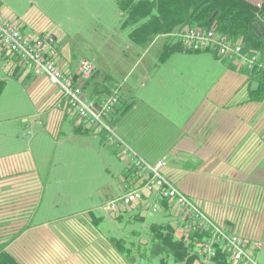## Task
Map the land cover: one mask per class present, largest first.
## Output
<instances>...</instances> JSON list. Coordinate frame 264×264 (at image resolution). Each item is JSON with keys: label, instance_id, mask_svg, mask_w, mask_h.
Instances as JSON below:
<instances>
[{"label": "crops", "instance_id": "1", "mask_svg": "<svg viewBox=\"0 0 264 264\" xmlns=\"http://www.w3.org/2000/svg\"><path fill=\"white\" fill-rule=\"evenodd\" d=\"M251 1L257 5L262 2ZM0 11L28 37L55 35L57 64L65 71L81 58L107 62L109 56L103 57L98 49L90 57L91 49L74 50L71 40L79 33L70 34L43 12L20 16L2 0ZM118 29L125 31L129 40L124 59L132 60L130 69L121 82L108 86L107 76L97 77V67L87 91L99 102L109 90L123 88L126 105H134L116 115L115 130L125 133V137L120 136L126 142L129 139L151 153L148 160H166L164 173L179 188L188 185V176L199 175L198 204L220 226L245 238L264 263V101L249 99L248 75L230 68L228 61L216 59L211 52L168 54L166 36L142 47L129 39L128 30ZM0 82L4 83L0 93V245L21 264H132L113 244L114 238L130 242L131 236L124 230L132 221L112 219L103 205L140 181L139 175L132 174L130 162L114 148L124 167H117L116 182L106 189L108 195L99 206L104 214L93 213L98 220L84 222L75 220L74 215H68L65 222L47 219L42 205L50 174H42L43 159L32 148L39 142L36 130L41 128L56 143L62 141L60 134L64 140L79 135L89 141L98 134L88 130L71 111L56 108L53 104L58 95L49 80L33 76L1 45ZM28 105L34 112L26 116ZM101 143L105 147L110 144L104 137ZM210 173L212 186L206 185ZM171 208L176 209L173 204ZM176 213L172 222L181 237L185 230L177 209ZM140 215L145 216L140 220L143 223L156 220L148 219L154 213L147 208ZM103 217L111 219V225L123 235L114 234L111 228L101 229Z\"/></svg>", "mask_w": 264, "mask_h": 264}, {"label": "rangeland", "instance_id": "2", "mask_svg": "<svg viewBox=\"0 0 264 264\" xmlns=\"http://www.w3.org/2000/svg\"><path fill=\"white\" fill-rule=\"evenodd\" d=\"M2 1L20 16L31 11L37 15L43 12L54 22L61 24L70 34L74 35L75 33H79L78 37L72 38L71 44L74 50L77 48L78 50L86 52V50L89 51L91 49L92 51L90 50L91 53L87 55V57L93 56L94 53L96 54V49H98V52L101 53L103 57L107 58L109 56L107 62L103 63L99 59V62H96L99 69L97 77L99 79H104L105 76H107L108 78L105 80V83L108 86L119 83V81L121 82L125 77L124 75L129 71V64L132 60L130 58L124 59V52L128 53L126 47L129 45V40L127 39L125 31L118 29L121 22V11L117 3L118 0ZM154 56L155 54L151 55L149 58L152 59ZM103 57L100 59H104ZM257 58L260 60L261 58L263 59L264 56L260 54L257 55ZM233 62L235 61L233 60ZM235 64L240 67L244 66L236 62ZM209 84L210 82L205 84V86ZM123 91L122 88L120 94H122V98L124 99ZM141 92H143V90H141ZM141 92L139 91V95H141ZM56 101L53 104L55 107ZM28 107L30 109L29 111H27L25 107L26 116L34 112L31 110L30 105H28ZM65 111H68V109L66 108ZM16 119L19 118L16 117L15 120ZM168 130L170 131L172 128ZM36 131V134L39 136V142L34 143L32 148L35 155L39 152L40 155L38 158L40 159L41 156L43 159L42 164L44 166V171H42V174H50L46 186L47 194L42 205L45 216L47 219L52 218L53 220V218H55L60 219L58 221L62 222L66 221L65 218H67L68 215H74L75 220L78 218L80 221L82 220L84 222L90 220L94 221L91 213L88 212H104L103 208L101 209L99 206H101L108 195L106 189L116 182V177L114 176H117V167H124V162L120 161L114 153V148L117 149V146L114 144H109L106 147L103 146V143H101V137H103V135L100 134L93 137V140L90 141L79 135L75 138L71 137L69 140H64V135L60 134L62 141L56 143V139L53 136H49L41 128H38ZM117 133L125 137V133L118 129ZM126 140L127 142L129 141V139ZM128 143L142 156L150 157L151 153L150 155L146 153L138 143H133L132 141ZM36 145H38V148ZM42 148L44 149L41 150ZM47 151L50 152V154H48L49 156H47ZM254 156L255 154H253L252 157ZM255 158L256 157H254V159ZM127 161L130 162L129 160ZM198 176L197 174L188 176L186 181L188 179H190V181L188 180L186 183H188L189 186H180L181 188H185L188 194L196 199V202L199 201L200 192L199 187H197ZM43 177L47 179V176ZM206 177H209V182L206 183V185L211 184L212 186L213 173L207 174ZM131 208H128V213L125 214L124 218L132 222L129 223L127 229L125 228L124 231L126 232L128 230L127 232L131 236V240L142 242L149 238L150 223H143L140 221V219H144L145 216H141V218H138L140 214L136 216V211H141L142 209H137L134 206H131ZM172 211L173 215L176 216V209L173 208ZM117 212L118 210L110 213L115 216L118 215L116 214ZM110 216L114 219L112 215ZM101 219H105L100 226L101 229L111 228L114 234L123 235L122 232H118L117 229L113 227L114 222L112 221V223L111 219L107 217ZM148 219L150 221L156 219L155 214L149 216ZM69 220H71L70 222L74 221L72 219ZM111 223L113 225H111ZM131 230H134L137 234L132 235L130 232ZM134 250L137 251V246L135 245ZM137 259H141L140 253L137 254Z\"/></svg>", "mask_w": 264, "mask_h": 264}, {"label": "built area", "instance_id": "3", "mask_svg": "<svg viewBox=\"0 0 264 264\" xmlns=\"http://www.w3.org/2000/svg\"><path fill=\"white\" fill-rule=\"evenodd\" d=\"M187 49H209L221 58L233 59L245 67L257 62L255 53L245 52L239 42L230 40L227 35L213 28L188 27L174 33ZM0 45L16 56L33 76L49 80L58 93L56 107L67 108L82 120L95 134L103 135L106 142L119 149L120 157L130 161L136 169L140 181L121 195L109 198L104 204L108 212L124 206L149 200L152 211L158 212L163 200H170L181 216L182 228L187 233L203 231L207 234L200 242V264H216L218 249L226 252L234 264H264L250 249V243L228 229L220 226L182 188L164 173L166 160H148L128 144L110 124V114L119 102V91L113 90L100 102L85 92L81 81L90 79L96 70L92 59L81 58L69 71L57 64L59 54L57 37L52 33L35 38L28 37L11 18L0 11Z\"/></svg>", "mask_w": 264, "mask_h": 264}, {"label": "trees", "instance_id": "4", "mask_svg": "<svg viewBox=\"0 0 264 264\" xmlns=\"http://www.w3.org/2000/svg\"><path fill=\"white\" fill-rule=\"evenodd\" d=\"M261 1L257 5L251 0H118L117 3L121 11L119 28L128 30L129 39L142 47H146L157 37L166 36L168 54L175 53V51L211 52L216 59L228 61L230 68L233 67L246 73L249 79V99L262 102L264 101V58L257 59L252 67H240L233 62V59L221 58L216 52L209 49H187L183 46L182 41L173 35L176 31L188 27L213 28L215 31L227 35L230 40L239 42L245 52L264 56V0ZM43 35L46 34L40 36ZM96 70L90 79L79 83L88 94L87 90L91 80L95 78L94 75L98 71ZM3 84L0 82V93ZM113 90L119 91V102L110 114L111 118L108 119L112 126L115 125L117 114H123L134 105L133 103L126 105V101L120 94V87L109 90L107 95L111 94ZM89 96L95 98L93 93ZM94 100L96 101V98ZM130 170L132 174L137 175L136 169L132 166H130ZM161 203L158 212L152 211L150 201L145 200L124 206L121 208L122 210H118L116 213L118 215L113 216L112 214L114 219L123 220L125 214L128 213V208L134 206L137 209L147 208L156 217V220L149 226V238L145 241L136 242L132 239L128 242L125 238H114V246L132 264H200L202 258L199 243L204 240L207 234L198 230L195 233L185 231L181 237L177 236L172 222L174 215L171 205L173 203L168 199ZM93 213L91 212L94 221L98 220V217ZM136 213V216H139L140 211L138 210ZM138 218H141V215ZM134 245L137 246V251L134 250ZM139 253L141 259L137 261ZM214 258L216 264L232 263L221 248L218 249ZM0 264L21 263L0 245Z\"/></svg>", "mask_w": 264, "mask_h": 264}]
</instances>
